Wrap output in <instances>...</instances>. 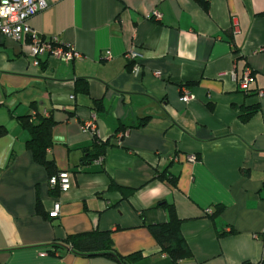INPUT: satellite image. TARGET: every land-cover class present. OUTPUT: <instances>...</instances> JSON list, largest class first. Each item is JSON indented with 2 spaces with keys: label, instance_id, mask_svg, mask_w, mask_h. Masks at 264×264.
I'll return each instance as SVG.
<instances>
[{
  "label": "crops",
  "instance_id": "crops-1",
  "mask_svg": "<svg viewBox=\"0 0 264 264\" xmlns=\"http://www.w3.org/2000/svg\"><path fill=\"white\" fill-rule=\"evenodd\" d=\"M29 24L81 57L66 64L43 53L34 63L27 41L0 35V126L7 130L0 136V264H119L69 249L51 253L53 242L92 230L110 231L119 255L140 251L134 264H173L149 230L168 219L160 201L182 220L190 256L178 264H259L264 0H51ZM130 49L139 54L136 75ZM183 90L188 101L179 99ZM37 114L52 115L47 157L70 177L68 191L56 196L17 121ZM92 119L95 132L82 131ZM95 139L109 143L102 162L84 164ZM164 170L174 185L156 177ZM110 183L133 192L125 197ZM54 201L60 210L50 218ZM206 208L218 212L211 218Z\"/></svg>",
  "mask_w": 264,
  "mask_h": 264
},
{
  "label": "trees",
  "instance_id": "trees-1",
  "mask_svg": "<svg viewBox=\"0 0 264 264\" xmlns=\"http://www.w3.org/2000/svg\"><path fill=\"white\" fill-rule=\"evenodd\" d=\"M205 6V4H203ZM132 62H128V67L131 68ZM83 91L87 93V85L84 82ZM253 111H247L241 115V121H246ZM149 117H144L136 126H143ZM19 125L26 130L29 135L26 141V148L30 150L34 161L42 165L49 172V178L57 175L60 171L55 169V165L51 159L47 157V149L52 144L51 130L54 125L52 115L43 116L37 114L33 119L30 115L17 117ZM6 128L0 126V136L6 133ZM109 146L108 141L95 139L91 146L83 150L82 163L86 164L92 160L103 157ZM159 180H167L171 185L175 184V179L169 175L167 170H164L156 175ZM109 189L118 190L125 197L132 193V189L123 188L113 183L109 184ZM51 194L56 196L60 192L57 186L51 187ZM158 206L166 210L168 219L166 222L153 224L149 226L150 233L159 245L160 252L167 255L173 264H178L180 260L190 256V251L185 238L181 232L182 220L176 215L174 206L166 201H160ZM218 212V210L216 211ZM216 212L211 213L212 218ZM220 235H223L221 233ZM53 250L62 251L69 249L72 252L83 256H105L109 257L119 264H134L142 258V253L136 251L128 255H119L112 242L111 233L108 230H92L87 232H79L68 234L64 240L53 242L51 244ZM259 264H264V259Z\"/></svg>",
  "mask_w": 264,
  "mask_h": 264
},
{
  "label": "built area",
  "instance_id": "built-area-1",
  "mask_svg": "<svg viewBox=\"0 0 264 264\" xmlns=\"http://www.w3.org/2000/svg\"><path fill=\"white\" fill-rule=\"evenodd\" d=\"M48 1L51 0H0V35L9 37L15 41H27L29 43V55L33 58V62H38V56L46 53L49 57L62 63H70L81 57L80 53L68 45H64L58 41L55 36L49 39L42 38L40 34L34 30L30 24L29 19L35 14L41 12L48 5ZM152 16L156 19L161 17L158 11H152ZM128 62H132L131 72L136 75L140 66L136 63L139 57L138 52L130 49L125 54ZM158 75V73H156ZM251 71L245 70L239 87L245 89L251 78ZM260 94L264 92L260 91ZM192 97L191 93L187 90L182 91L180 96L181 101H188ZM82 131L90 130L95 132V124L93 119L80 126ZM123 133L119 134V137ZM186 159L190 162L196 160V156L193 154L186 155ZM170 160L176 161L175 156L170 157ZM96 164H101L102 157H98L93 160ZM48 183L51 187L57 186L60 193L68 191L70 185V177L67 171H60L57 175H53L48 179ZM60 210V202L54 201L52 204V210L48 215L50 218L58 216ZM211 210L206 208L204 213L210 214Z\"/></svg>",
  "mask_w": 264,
  "mask_h": 264
}]
</instances>
